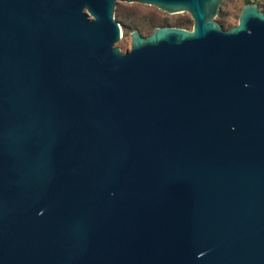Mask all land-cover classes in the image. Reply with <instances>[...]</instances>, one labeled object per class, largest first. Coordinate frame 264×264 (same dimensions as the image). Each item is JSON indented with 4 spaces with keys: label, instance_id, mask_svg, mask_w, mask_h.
I'll return each instance as SVG.
<instances>
[{
    "label": "water",
    "instance_id": "1",
    "mask_svg": "<svg viewBox=\"0 0 264 264\" xmlns=\"http://www.w3.org/2000/svg\"><path fill=\"white\" fill-rule=\"evenodd\" d=\"M192 29H123L117 2ZM0 0V264H264V12Z\"/></svg>",
    "mask_w": 264,
    "mask_h": 264
},
{
    "label": "rangeland",
    "instance_id": "2",
    "mask_svg": "<svg viewBox=\"0 0 264 264\" xmlns=\"http://www.w3.org/2000/svg\"><path fill=\"white\" fill-rule=\"evenodd\" d=\"M247 3H255L264 12V0H223L222 8L215 20L229 29L239 23L242 7ZM116 18L121 20L123 37L118 41L123 52L131 49V33L138 30L143 36L150 35L158 26H177L192 29L194 19L188 12L169 13L157 6L144 3L119 1L116 5Z\"/></svg>",
    "mask_w": 264,
    "mask_h": 264
},
{
    "label": "trees",
    "instance_id": "3",
    "mask_svg": "<svg viewBox=\"0 0 264 264\" xmlns=\"http://www.w3.org/2000/svg\"><path fill=\"white\" fill-rule=\"evenodd\" d=\"M117 20L121 23V20H119L118 18H117Z\"/></svg>",
    "mask_w": 264,
    "mask_h": 264
}]
</instances>
